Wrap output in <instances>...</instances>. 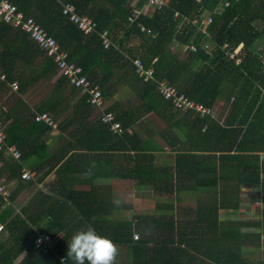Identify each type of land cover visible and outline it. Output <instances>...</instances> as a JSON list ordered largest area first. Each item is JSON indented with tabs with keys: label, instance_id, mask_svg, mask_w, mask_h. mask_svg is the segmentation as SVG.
<instances>
[{
	"label": "trees",
	"instance_id": "trees-1",
	"mask_svg": "<svg viewBox=\"0 0 264 264\" xmlns=\"http://www.w3.org/2000/svg\"><path fill=\"white\" fill-rule=\"evenodd\" d=\"M8 1L59 42L69 60L99 85L103 97L120 70L135 99L124 111L118 106L108 109L125 130L122 135L113 134L101 123L100 114L90 129L84 125L74 129L80 136L72 138L83 140V145L94 138L100 141L91 140L87 153L79 157L82 160L68 159L64 166L58 160L49 166L58 181L53 194L43 197L41 207L37 203L34 211L29 206L13 208L19 187L10 191L9 203L0 197V224L4 228L0 233V264H62L60 257L66 258V264H73L67 256L68 243L74 233L89 225L119 247L117 264H264V258L246 256L257 252V247L263 248L264 195L260 211L250 199L246 203L241 197L243 187L255 184L261 187L255 190L264 194V161L258 157L264 152V0H168L163 8H148L133 22L128 21L130 0ZM61 3H71L79 14L90 17L96 31L84 37L61 14ZM143 4L140 0L136 7ZM205 18L211 21L202 25ZM103 30L109 31L117 48L103 49L99 37ZM136 58L145 67L154 68L156 78L167 80L190 100L210 108L212 115L200 118L192 111L173 110L153 82L138 79L130 61ZM0 71L6 77L0 86L17 82L18 96L35 83L53 81V90L35 106L36 113L51 111L58 116L75 99L74 114L94 110L86 96H79L25 33L1 20ZM65 93L69 98L63 96ZM218 101L227 108L222 121H218L214 109ZM152 112L166 122L183 118L190 121L184 139L179 138L184 147L175 151L170 169L157 167V152L150 143L135 132H127ZM33 116L21 99L13 109L0 110L5 142L21 152L19 163L31 152L39 154L45 147L40 135L51 131L35 122ZM33 134L34 140L26 137ZM252 140L256 147H252ZM107 142H111L112 150L104 146ZM124 142L135 146L134 156L123 157L131 160L130 167L110 170L112 162L121 159L117 152L126 150ZM3 156L0 151V160ZM83 160H87L86 167L91 164L93 176H75ZM14 161L7 159L1 168L19 181L21 166ZM111 178L129 179L137 186H161L173 196V203L156 204L151 214L125 218L119 210L129 207L113 204L104 182L94 184ZM75 185L87 189L75 191ZM251 196H256L254 191ZM249 205L255 209V220L248 216L241 219L238 213ZM223 211L238 215L221 221ZM36 229L53 239L61 234L47 254L38 253L34 246ZM134 234L138 239H133Z\"/></svg>",
	"mask_w": 264,
	"mask_h": 264
},
{
	"label": "crops",
	"instance_id": "crops-1",
	"mask_svg": "<svg viewBox=\"0 0 264 264\" xmlns=\"http://www.w3.org/2000/svg\"><path fill=\"white\" fill-rule=\"evenodd\" d=\"M135 1L137 5V0ZM144 7V4L141 6ZM148 11V10H147ZM131 45V44H130ZM129 45V46H130ZM117 79H120L119 83ZM125 77L122 71H116V78L111 80L110 85H108V92L104 97L105 105L107 109L112 108L114 106H118L121 111L128 109V104L131 100L134 101V91L133 88L127 86L125 84ZM42 84L44 91L39 93V85ZM53 90V81H40L32 85L24 95L18 96V91H13L10 87V84L7 86H0V110L7 112L13 109L15 102L18 99H21L32 112L34 111L35 106L38 103L46 98L50 92ZM64 97L69 98L68 95L65 93L63 94ZM134 98V99H133ZM77 101L75 99L72 101L67 108H63L60 111V115L51 114V111H47L45 113H49L53 116L55 122L57 123V128L55 130H51L48 133H44L40 135V139L43 140L45 147L39 151V154L35 152H31L30 154L24 156L22 159L23 161L19 163L18 161H14L11 156H3L0 160V182L3 183L7 189L10 191H14L17 187L19 189L16 191V197L13 201V208L18 210L19 208H23L25 206H29L32 211H34V206L38 203V207H41L44 203L42 202L44 196H50L53 194L56 183L58 181V176L56 172L49 171V166L61 160L64 162L66 160H82L83 158H79L80 156L87 153L86 147L91 146V140H99L98 138H94L91 140H87L85 145H83V140H75L72 138L73 136L79 137L80 134H75L74 129L77 126H80L78 129L82 127V125L86 126L90 129L92 124H97L96 121L99 120V112L96 110H89L83 109L81 112L74 114L76 105L74 103ZM226 106V105H225ZM64 107L62 104L61 108ZM117 109V107H116ZM215 112L217 114L218 121H222L227 113V108L224 107V103L218 101L214 105ZM117 111V110H116ZM120 112V111H117ZM43 124V123H42ZM169 124H171L169 126ZM190 121L186 118L183 119H175L169 122H166L162 118L152 113H147L141 117L140 121L132 127L127 129V132L131 134L132 132L137 133L141 136L145 143H150V146L155 149L154 153H156V160L154 163L157 167L163 169H170L173 167V157L176 150H182L184 147V143L180 142V139L183 140L184 134L186 132V127L189 126ZM45 125V124H44ZM165 131L170 133L172 136L171 139ZM96 132V131H95ZM178 137H176V136ZM29 140H34L35 135H26ZM25 137V138H26ZM169 139V140H164ZM180 138V139H179ZM178 139V140H177ZM100 141V140H99ZM252 147H256L255 140ZM82 142V143H81ZM185 142V141H184ZM105 147H108L109 150H112L111 142H107ZM132 145V146H131ZM149 145V144H148ZM251 145V144H250ZM15 146V145H11ZM124 153L117 152L121 159L118 161L112 162L110 165V170L113 168H117L119 166H126L130 167V161L123 160V157H130L134 156L135 152L133 151L132 147H135L134 144L125 143L122 145ZM259 160L264 161V152H259L258 154ZM10 159L14 162H17L21 166L20 172L23 170H31L35 173V179L33 181H25V180H17L13 179L9 172L6 169H2V163ZM94 161V160H90ZM87 160H83V163L77 167L78 173L75 174L77 177H90L94 175V172L91 164L89 167H86ZM91 168V169H89ZM73 169V168H72ZM74 170V171H76ZM73 171V172H74ZM171 171V170H170ZM66 173V170H62V175ZM106 174V173H104ZM107 175V174H106ZM264 177V175H263ZM105 183L109 186V191L111 193V202L121 207H132L130 205H124L121 202L115 203V199L120 197L121 194L124 195V199H131L133 195L137 192L142 193H165V190L162 187L155 188L153 185H143L137 186L134 181L129 179H107L106 181L96 180L94 184ZM26 186L25 184H29ZM255 188H261L260 185H253L250 187H243L241 189V197L244 199V202L247 201L252 197L251 194L253 191H256ZM75 191H81L82 189H87V187L83 185H75ZM120 194L117 196V194ZM121 198V197H120ZM119 200V198H117ZM123 200V199H121ZM42 202V203H41ZM245 211H238V213L242 214V218H250L251 220H255L257 218V214L255 213V209L252 206H247L244 208ZM236 212H227L223 211L221 221H227L232 217L236 218L238 215ZM236 216V217H235ZM124 217V216H123ZM61 237V234L58 235L54 240H58Z\"/></svg>",
	"mask_w": 264,
	"mask_h": 264
},
{
	"label": "built area",
	"instance_id": "built-area-1",
	"mask_svg": "<svg viewBox=\"0 0 264 264\" xmlns=\"http://www.w3.org/2000/svg\"><path fill=\"white\" fill-rule=\"evenodd\" d=\"M140 1V0H137ZM144 7L137 8L136 3L132 4L131 14L128 17L129 22L135 21L142 13H145L148 8L161 9L166 6L168 0H142ZM61 14L72 23L84 37L92 35L96 31L95 22L86 15H81L77 12L75 6L71 3H61ZM176 16V14H175ZM0 20L11 26L14 29H19L25 33L29 39L38 46V48L50 58L56 65L57 72L60 76L64 77L68 84L78 91L79 96H86L88 105L99 112L101 123L108 125L109 130L116 135H122L125 130L121 123L116 120V116L112 111H109L105 105V100L99 85L90 80L84 73L83 68L69 60V54L64 50L59 42L48 34V32L37 23L34 18H25L23 13L18 11L16 6L11 4L8 0H0ZM210 19H203L202 25L210 23ZM195 23V22H194ZM143 31L144 28L140 27ZM147 33L149 31L147 30ZM100 42L103 49L108 50L111 47H118L112 39L109 31L103 30L100 34ZM226 48V45L223 46ZM234 55H230L233 58ZM134 73L143 83L153 82L156 85V90L159 95L166 101L170 102L173 110L175 111H192L198 117L204 118L212 115V110L196 103L187 98L183 93H180L176 87L169 84L163 78L155 77V70L152 67H145L143 62L139 59H130ZM239 62V61H237ZM5 75L0 71V81H5ZM13 91L18 90L17 82L10 84ZM33 119L35 122L43 123L51 130L57 128V123L54 118L48 113L33 112ZM0 151L5 155L11 156L14 160H21V152L15 146H9L5 142L4 125L0 120ZM35 173L31 170H23L21 172V179L25 181H33ZM256 196L250 198L253 205L260 207V198L264 195L261 190L254 191ZM11 192L6 186L0 182V197L6 203H9ZM40 228H42L40 226ZM3 225L0 224V233L3 231ZM36 238L34 246L38 253L47 254L52 250L55 240L48 234L40 232L36 229ZM133 239H138V235L134 234ZM38 241H41L38 243ZM59 261L66 264V258L60 257ZM69 264V263H68Z\"/></svg>",
	"mask_w": 264,
	"mask_h": 264
},
{
	"label": "clouds",
	"instance_id": "clouds-1",
	"mask_svg": "<svg viewBox=\"0 0 264 264\" xmlns=\"http://www.w3.org/2000/svg\"><path fill=\"white\" fill-rule=\"evenodd\" d=\"M118 255L119 247L91 225L74 233L68 243L67 256L73 264H117Z\"/></svg>",
	"mask_w": 264,
	"mask_h": 264
},
{
	"label": "rangeland",
	"instance_id": "rangeland-1",
	"mask_svg": "<svg viewBox=\"0 0 264 264\" xmlns=\"http://www.w3.org/2000/svg\"><path fill=\"white\" fill-rule=\"evenodd\" d=\"M135 1L130 0V6L134 4ZM205 20H207L205 18ZM194 24V23H193ZM182 56V54H181ZM39 93H42L41 91H44L43 85L40 84L39 87ZM117 196L120 194L116 193ZM121 197V198H120ZM119 200L117 198L115 199V203L121 202L124 205H130L132 207L126 208V209H120L118 214L123 215L125 218H131L134 215L138 214H151L154 212L155 205L156 204H165V203H173V196L166 194V193H142V192H137L133 195L131 199H124V195L121 194ZM123 199V200H121ZM13 204V203H12ZM13 206V205H12ZM263 248L257 247V252L255 253H250L249 255H246L248 258H253V259H263L264 258V240L262 241ZM255 249V250H256ZM263 249V250H262ZM122 256L120 257V260H122Z\"/></svg>",
	"mask_w": 264,
	"mask_h": 264
}]
</instances>
